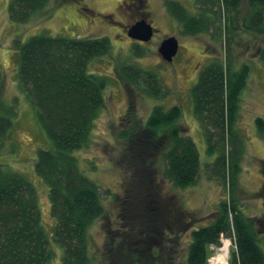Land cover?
I'll return each mask as SVG.
<instances>
[{
	"label": "rangeland",
	"instance_id": "374dc122",
	"mask_svg": "<svg viewBox=\"0 0 264 264\" xmlns=\"http://www.w3.org/2000/svg\"><path fill=\"white\" fill-rule=\"evenodd\" d=\"M167 1L180 3L191 15L200 12L195 0H51L27 21L14 22L9 16L11 0H0V92L3 109L12 121L10 138L0 142V166L23 175L35 189L50 252L48 264H62L63 249L54 240L55 222L50 213L48 188L35 172V161L37 151L52 150V144L40 125L35 106L20 86L15 42L24 43L35 35L109 40V53L93 58L88 66L90 74L106 80L104 104L87 145L72 152L77 169L98 187L104 208V215L86 230L91 264H186L191 231L208 225L224 198L221 184L206 172L215 155L207 151L202 123L193 112L191 89L208 64L224 58L226 13L216 6L214 27L196 36H186L179 22L167 12ZM245 11L246 5L242 3L238 19ZM141 21L152 28L151 38L131 40L127 31ZM169 37L178 42L177 54L170 63L158 53L160 44ZM231 48L235 68L249 67L247 83L239 97L237 120L245 145L239 177L240 205L246 217L256 220L259 245L264 252V133L259 134L255 122L258 117L264 121V35L241 34ZM126 66L153 72L163 87V96H147L134 90L122 76L121 70ZM155 106L180 109L175 122L156 131L160 130L157 135L168 140L169 129L178 125L186 129L199 155L194 185L184 189L172 186L162 178V158L156 152L144 150L145 143L138 141L135 145L136 135L143 133ZM150 135L145 134L144 141ZM140 146L145 147L138 153ZM128 188L132 190L129 197ZM142 189L149 191L155 217L160 219L152 233L139 229L143 226L137 225L138 218H120L122 204L133 207L134 215L137 213ZM172 210L179 214L176 220L182 226L184 223L183 227L174 220ZM142 237L148 239L142 242ZM222 240L230 242L229 264L234 247L232 240L224 237L220 238V247H209L207 264H212L220 253ZM109 243L111 248L107 247ZM151 251L155 254L150 255Z\"/></svg>",
	"mask_w": 264,
	"mask_h": 264
},
{
	"label": "trees",
	"instance_id": "16d2710c",
	"mask_svg": "<svg viewBox=\"0 0 264 264\" xmlns=\"http://www.w3.org/2000/svg\"><path fill=\"white\" fill-rule=\"evenodd\" d=\"M50 1L11 0L10 19L25 22ZM195 3L199 6L198 15H191L175 1H167L165 7L186 36H196L214 27L216 6L226 13L224 58L208 64L191 89L193 112L202 123L207 151L215 155L206 172L210 179L221 184L224 198L210 223L191 231L186 264H207L209 247H220L221 237L232 240L234 249L229 264H264L257 222L243 214L239 198L245 145L237 120L239 97L246 86L249 67L241 65L236 69L231 53L239 35H264V0H195ZM242 3L246 11L238 19ZM15 48L20 86L35 106L40 125L52 144V150L37 151L35 172L48 188L50 213L55 222L54 240L63 249L62 264H91L86 230L104 215V208L98 187L77 169L72 152L87 145L104 104L106 80L90 74L88 66L93 58L109 53V40L35 35L24 43L15 42ZM121 73L137 92L163 96V87L153 72L126 66ZM179 116L177 106L167 110L155 106L143 133L136 135L139 140L136 138L135 145L138 141L145 143L146 148H141V144L138 153L142 149L156 152L165 164L162 178L175 188L184 189L194 185L198 178L196 145L179 125L169 129L168 140L157 135L160 128L171 125ZM255 122L259 134H263V119L258 117ZM11 130L12 121L3 109L0 92V142L10 138ZM145 134H152L147 141ZM135 155L133 152L132 156ZM142 190V196L138 197L140 214L137 210L134 215L133 207L120 203V218L122 221L129 216L138 218L137 225L143 226L139 229L152 233L160 225V219L155 217L149 191ZM131 192L128 188V197ZM172 213L183 227L184 223L182 226L176 220L179 214L173 210ZM136 243L140 244L138 239ZM107 247L111 248L112 243ZM153 254L151 251L150 255ZM49 259L34 187L23 175L0 166V264H48Z\"/></svg>",
	"mask_w": 264,
	"mask_h": 264
},
{
	"label": "water",
	"instance_id": "95a60500",
	"mask_svg": "<svg viewBox=\"0 0 264 264\" xmlns=\"http://www.w3.org/2000/svg\"><path fill=\"white\" fill-rule=\"evenodd\" d=\"M152 28L144 21L137 22L129 28L127 35L131 40L147 41L152 36ZM178 51V42L175 38L165 39L158 48V53L163 61L170 63Z\"/></svg>",
	"mask_w": 264,
	"mask_h": 264
},
{
	"label": "bare ground",
	"instance_id": "6f19581e",
	"mask_svg": "<svg viewBox=\"0 0 264 264\" xmlns=\"http://www.w3.org/2000/svg\"><path fill=\"white\" fill-rule=\"evenodd\" d=\"M101 15L98 17L100 18ZM101 19V18H100ZM230 242L228 240H222V247L219 249L218 253L213 259L212 264H227V255L229 252Z\"/></svg>",
	"mask_w": 264,
	"mask_h": 264
},
{
	"label": "flooded vegetation",
	"instance_id": "af4514ba",
	"mask_svg": "<svg viewBox=\"0 0 264 264\" xmlns=\"http://www.w3.org/2000/svg\"><path fill=\"white\" fill-rule=\"evenodd\" d=\"M81 11H82V9H81Z\"/></svg>",
	"mask_w": 264,
	"mask_h": 264
}]
</instances>
